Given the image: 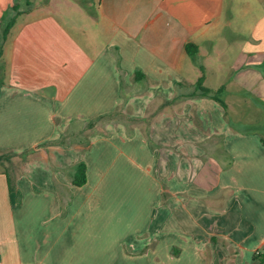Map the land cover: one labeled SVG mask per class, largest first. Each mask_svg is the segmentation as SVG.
<instances>
[{
    "label": "crops",
    "instance_id": "crops-1",
    "mask_svg": "<svg viewBox=\"0 0 264 264\" xmlns=\"http://www.w3.org/2000/svg\"><path fill=\"white\" fill-rule=\"evenodd\" d=\"M32 1L3 45L0 149H32L13 189L0 163V264H256L264 0Z\"/></svg>",
    "mask_w": 264,
    "mask_h": 264
},
{
    "label": "trees",
    "instance_id": "trees-1",
    "mask_svg": "<svg viewBox=\"0 0 264 264\" xmlns=\"http://www.w3.org/2000/svg\"><path fill=\"white\" fill-rule=\"evenodd\" d=\"M15 1H16V3L12 7V10H8V12H6V14L3 17L2 30L0 32V88H1L2 84L4 83V76H5V72H6V70H5L6 60H5L3 45H4V42L11 35L13 28L18 21V16L24 12V8L22 7V2H20V0H15ZM25 5L32 7L34 5V2L32 0H25ZM194 47H195V49H194ZM187 49H188L189 53L191 55H194V56L197 55V53L199 52L198 46H195L193 44H188ZM261 68H262V71L264 73V57H263V60L261 62ZM202 69L205 72L206 69L204 66H202ZM147 78H148L147 74L141 70H138L135 74V80L136 81H141V80H144ZM204 79H205V76L200 78V80L198 81V83L196 85V89H198L204 95L213 96L218 101H220L225 106L226 109H228V105L225 102V100H223L219 96V94L223 92L224 87H221L218 90L209 89V88L204 86ZM120 110H121V108H118V110L112 114L104 115V116L98 118L97 120L89 121L88 125L90 127H93L99 121L111 120L115 115H117L120 112ZM67 136H65L66 140L64 139V142L67 141ZM64 142L62 139L61 143H64ZM262 142L264 143V138L262 139ZM30 151H26L23 153L10 152L9 155L6 153H4V154L0 153V163L6 169V172L10 177V183L12 185V189L14 187V185H13V174L10 171L13 169V167L9 166V165L8 166L5 165L4 164L5 162L3 160H8L9 162H11V161H13L12 159L14 156L20 155L22 157V161H26L28 159V154L30 153ZM73 180H74V183L79 185V186H82V185L87 183L88 175H87V164H86V162L81 161L76 165L75 171L73 172ZM254 259L257 260L256 264H264V252L257 251L254 254Z\"/></svg>",
    "mask_w": 264,
    "mask_h": 264
},
{
    "label": "rangeland",
    "instance_id": "rangeland-1",
    "mask_svg": "<svg viewBox=\"0 0 264 264\" xmlns=\"http://www.w3.org/2000/svg\"><path fill=\"white\" fill-rule=\"evenodd\" d=\"M73 123H76V120L73 121ZM31 149L32 148H28V149L24 150L23 152L30 151ZM10 152H15V149L13 146H9V147H5V148L0 149L1 154L6 153L9 155ZM12 160L13 161H11V162H9L8 160H3V161L5 162L4 163L5 165H7V166L9 165V166H12L14 168V167H16V165H18L17 162L20 161V157L14 156Z\"/></svg>",
    "mask_w": 264,
    "mask_h": 264
}]
</instances>
